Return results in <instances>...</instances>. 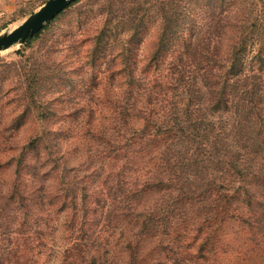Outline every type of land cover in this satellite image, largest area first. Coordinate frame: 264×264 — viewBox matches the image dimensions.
Returning <instances> with one entry per match:
<instances>
[{"label": "trees", "instance_id": "obj_1", "mask_svg": "<svg viewBox=\"0 0 264 264\" xmlns=\"http://www.w3.org/2000/svg\"><path fill=\"white\" fill-rule=\"evenodd\" d=\"M156 7L151 17L139 14L142 9L137 7L115 17V10L108 9L106 15L112 17L105 18L106 26L81 41L92 48L90 58L83 62L78 56L76 61L77 68H85L76 90L60 62L47 77L56 78L59 88L49 102H73L62 113L58 130L47 134V139L52 137L49 143L55 151L70 153L85 152L91 144L90 155L97 161L88 167L80 198L75 190L60 191V183L47 180L44 166L55 164L50 151L43 160L38 161L37 153L20 161L29 172L0 197V264H35L38 256L54 259L52 264H115L116 249L129 251L133 260L131 252L143 240L121 231L133 226L139 227L138 234L153 230L163 236L154 264L205 262L218 242L216 234L228 223L251 233L259 245V237L264 242V121L251 135L249 108L234 101L239 96L245 102L248 93L246 85L236 93V83L245 77L244 70H238L241 58L233 59L225 75L213 71L220 63L200 54L207 47L198 38L187 44L184 40L164 60L188 11L177 6L164 11L162 3ZM147 21L157 25L149 44L153 52L139 57L142 41L136 39ZM103 42L104 53L97 55ZM100 57L104 60L98 66L104 63L107 68L96 72L92 67ZM42 84L38 78L27 88L31 98ZM100 95L103 102H98ZM105 122L111 130L108 136L100 129ZM36 138L27 144L32 149L41 141ZM26 149L21 148L19 157H25ZM3 166L0 162V169ZM18 185L29 193L19 191ZM48 187L56 190L55 196H46ZM63 191L71 194V202H60ZM26 210L33 211L19 217Z\"/></svg>", "mask_w": 264, "mask_h": 264}, {"label": "rangeland", "instance_id": "obj_2", "mask_svg": "<svg viewBox=\"0 0 264 264\" xmlns=\"http://www.w3.org/2000/svg\"><path fill=\"white\" fill-rule=\"evenodd\" d=\"M46 1L0 0V33L12 30ZM158 3L163 4L164 11L176 6L177 9L182 8L188 11L180 24L177 35L170 39L169 47L163 54L164 60L170 57L171 51L179 49L184 40L187 44L198 38L199 41H197L201 46L207 47L203 54L199 53L220 63V67L211 69L213 71L225 75L229 72L233 59L241 58V67L238 70H244L245 77H241L236 83L237 91H234L240 92L241 85H246L248 93L245 102L239 100V96H236L234 101L241 102L249 108L251 135H254L255 128L264 121V59L261 60L264 58V0H174V2L171 0H80L79 3L69 7L58 16L31 43L16 45L0 52V162L4 164L0 169V197H6L9 186L29 172L28 168L22 170L23 165L20 162L22 159L28 161L38 153L39 156L36 157L40 161L47 157L46 153L49 151L51 152L49 158L52 159L54 156L55 161V164L49 162L44 166L49 172L47 177L49 183L55 182V186L60 183L57 189L67 187L68 191L75 190V194L81 197L83 193L81 187L87 184L84 176L89 172L88 167H94L97 160L95 156L90 155L91 144L84 149L85 152L79 150L77 153H70V151L66 152L61 149L55 151L54 146L49 143L52 137L47 139V134H54L58 130L62 113L72 107L73 102L67 98L49 102L58 96L55 92L59 91V88L56 86V78L48 79L47 77L56 73L55 68L60 62L64 70L71 75L67 77L72 83L73 90H76L79 81L84 76L83 70L85 69L77 68L76 61H78V56L83 62L90 58L92 48L91 43L84 44L81 41L91 39L96 30L106 26L105 18L112 17V15L107 16L108 9L111 7L115 10L113 16L115 17L127 13L130 8L137 7L142 9L139 14L151 17ZM145 24V29L136 39V41H142L141 48L137 50L139 57L152 54L153 51L149 44L156 37V23L147 21ZM224 30L227 32L217 34V31L223 32ZM192 33L194 36L190 37ZM109 39H111L110 35L104 42ZM104 42L99 46L101 50L96 51L97 55L102 56L104 53L102 51L107 43L104 44ZM252 56H254L253 59ZM103 60L100 57L92 67L96 72L106 70L104 63L98 66ZM204 69L209 70L210 66ZM38 78L43 79L42 88L38 91V95L35 94L31 98V91L28 92L27 88ZM61 88L63 91L64 88L62 86ZM85 101L86 98L79 99L80 103ZM44 102H47L46 109H43ZM98 102H103L102 95ZM107 125L109 123L105 122L100 128L104 129L105 136L111 134V130L106 128ZM36 137L41 141L32 149L27 144L37 139ZM50 145L51 149L45 150V147H50ZM25 147H27L24 150L25 157H19L22 152L21 148ZM262 164L264 167V159ZM251 166L252 173H255L254 159ZM47 180L46 184H48ZM253 184L250 186L252 191H254ZM21 185H18V190L21 192L25 190L29 193V188ZM64 191L58 195L60 202H71V194L68 192V195ZM56 193L52 187L46 190V196H55ZM32 211L26 210L19 217H23L24 213L31 214ZM61 214H64V211ZM122 224L124 227L125 223ZM192 224L195 227L199 225L195 221H192ZM161 228L160 226L159 229ZM139 230L138 226H133L128 230L121 229L126 237L134 238L136 235L143 241L137 250L130 251L133 254V260L129 251L116 249L113 254L115 264H154L160 254L158 243L163 240V236L153 233V230L138 234ZM176 234L171 235L170 239H173ZM181 234L186 235L183 232ZM216 235L219 238L218 242L215 241L216 243L212 246L213 253L207 256V260L202 262V260L194 259L191 263L264 264V242L260 237L261 244L259 245L254 241L255 238L251 233L233 223L224 225ZM210 246L208 243L206 250ZM111 247L109 250H114V247L112 249ZM169 255L171 256L170 253ZM193 255L196 256V253L193 252ZM36 258L37 263L35 264H52L54 261L51 258L43 259V256Z\"/></svg>", "mask_w": 264, "mask_h": 264}, {"label": "water", "instance_id": "obj_3", "mask_svg": "<svg viewBox=\"0 0 264 264\" xmlns=\"http://www.w3.org/2000/svg\"><path fill=\"white\" fill-rule=\"evenodd\" d=\"M74 1L47 0L37 11L30 14L12 30L0 33V52L16 45H22L26 40L32 39Z\"/></svg>", "mask_w": 264, "mask_h": 264}]
</instances>
